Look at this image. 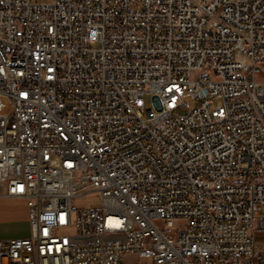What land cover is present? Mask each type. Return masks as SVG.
<instances>
[{"label":"built area","instance_id":"obj_1","mask_svg":"<svg viewBox=\"0 0 264 264\" xmlns=\"http://www.w3.org/2000/svg\"><path fill=\"white\" fill-rule=\"evenodd\" d=\"M263 67L264 0H0V264H264Z\"/></svg>","mask_w":264,"mask_h":264},{"label":"rangeland","instance_id":"obj_2","mask_svg":"<svg viewBox=\"0 0 264 264\" xmlns=\"http://www.w3.org/2000/svg\"><path fill=\"white\" fill-rule=\"evenodd\" d=\"M258 81H264V67L263 73L258 76ZM146 104L148 108H151V98L147 96ZM222 105L221 100H216L214 102V107ZM101 199L97 196H83L74 199L73 206L77 209L80 208H91L99 206ZM28 218V209L27 205L23 201H15L11 199L0 198V240L11 239L18 234L16 231L18 229H26L25 220ZM158 226L164 228L167 226L166 222H158ZM176 229L184 227V224L181 222H175L172 225ZM259 242L264 241V234L259 235ZM257 248H260L258 244ZM143 259H138L131 255H126L124 257L125 264H133L135 262H143Z\"/></svg>","mask_w":264,"mask_h":264},{"label":"crops","instance_id":"obj_3","mask_svg":"<svg viewBox=\"0 0 264 264\" xmlns=\"http://www.w3.org/2000/svg\"><path fill=\"white\" fill-rule=\"evenodd\" d=\"M0 198H2V197H0ZM4 199H9V198H4ZM11 200L22 201V200H16V199H11ZM25 224H26V227L27 228L24 229V230H21V229L16 230V231H19V232H17L18 234H16V236L14 238H23V237L29 236V234H30V227H29V220H28V218H27V220H25Z\"/></svg>","mask_w":264,"mask_h":264}]
</instances>
